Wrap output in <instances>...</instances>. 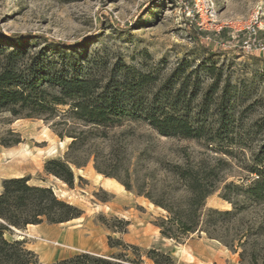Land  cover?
I'll list each match as a JSON object with an SVG mask.
<instances>
[{"label": "rangeland", "instance_id": "1", "mask_svg": "<svg viewBox=\"0 0 264 264\" xmlns=\"http://www.w3.org/2000/svg\"><path fill=\"white\" fill-rule=\"evenodd\" d=\"M256 5L263 12L257 39L264 44V0H0V41L26 34L66 44H80L87 39L79 49L81 54L96 55L109 65L122 61L143 71L154 70L159 76L169 74L182 60H190L193 65L201 60L214 63L220 70L215 97L225 91V102H229L236 118L230 135L233 144L161 136L143 121L127 120L103 128L68 118L56 128L63 133H85L81 148L72 153L82 166L70 164L74 183L69 187L46 174L43 164L52 158L63 159L71 138L58 137L51 121L13 118L1 112L0 138L11 141L15 138L13 132L19 134L21 142L10 147L0 145V175L28 174L29 184L49 186L57 197L81 208L83 214L73 228L97 249V254L87 253L111 264H143L149 259L146 251L150 248L169 253L176 264H188L192 259V264H240L238 253L203 232L192 233L181 242L167 238L169 241L159 239L163 245L151 244L152 231L158 229L153 221L165 217L166 212L143 195H136L134 189L155 196L163 191L168 197L177 196L180 191L175 188L179 185L167 172L168 163L186 165L206 160L213 164L222 160L218 171L221 181L205 199V207L225 210L232 205L220 197L222 186L233 182L245 187L250 183L253 176L246 166L264 142V55L254 49L252 53L244 52L241 41L247 35L226 24L245 20ZM193 31L197 41L189 35ZM200 44L216 53H204ZM29 45L34 52L45 42L29 39ZM197 79L203 87L212 81L202 72ZM58 109L63 112L67 106ZM49 149L54 152L49 153ZM116 176L128 180L133 191H127ZM233 198L241 204V195ZM241 216L257 224L264 218V206L253 205ZM18 235L14 231L5 236L10 239ZM48 242L56 254L62 255L55 261L86 252H77L58 239ZM66 250L72 254L65 256Z\"/></svg>", "mask_w": 264, "mask_h": 264}, {"label": "trees", "instance_id": "2", "mask_svg": "<svg viewBox=\"0 0 264 264\" xmlns=\"http://www.w3.org/2000/svg\"><path fill=\"white\" fill-rule=\"evenodd\" d=\"M190 37L197 41L193 31ZM40 38L45 46L31 52L29 39ZM80 44H66L42 35H19L0 41V113L13 118H42L51 121L55 134L71 138L63 159H49L43 171L73 186L74 174L70 164L82 166L72 153L81 148L83 131L63 133L56 127L67 119L84 125L109 128L123 121H143L159 135L203 139L209 144L226 141L235 143V112L225 102V91L216 96L220 70L214 63L201 60L193 65L182 60L164 76L154 70L143 71L122 61L108 64L96 55L81 54ZM201 51L215 54L200 44ZM212 81L203 87L199 73ZM67 106L61 112L58 107ZM65 116V117H62ZM62 120H56L60 119ZM259 127H262L260 125ZM11 141L0 138V145L10 147L21 142L19 134ZM105 135V132H102ZM202 160L197 164H167L180 191L168 197V192L155 196L133 188L128 180L116 176L127 191L143 195L154 206L165 210L153 224L164 238L181 242L188 235L203 232L218 240L232 253H238L240 264H264V218L257 224L244 219L249 207L264 206V142L251 154L247 171L253 176L243 187L225 183L220 197L231 203V209L205 207V199L217 190L219 164ZM98 170V168L96 167ZM99 171V170H98ZM105 176L109 174L104 173ZM30 177L4 178L0 191V264H38L37 254L26 247L25 239L7 238L14 229L28 224L63 223L82 216L78 206L57 197L51 187L29 184ZM241 195L242 201L233 197ZM127 224V222H125ZM154 264H176L171 255L156 248L146 251ZM51 264H111L108 260L87 252L63 258Z\"/></svg>", "mask_w": 264, "mask_h": 264}, {"label": "crops", "instance_id": "3", "mask_svg": "<svg viewBox=\"0 0 264 264\" xmlns=\"http://www.w3.org/2000/svg\"><path fill=\"white\" fill-rule=\"evenodd\" d=\"M23 175H28V174H1L0 175V189H1V180L4 178H9V177H19ZM101 181V180H100ZM102 182V181H101ZM80 217L71 219L69 221L63 222V223H55V224H49L46 222H41L39 224H28L25 229H23V232L20 230H14L21 235H18L16 238L17 239H25L26 241V247L32 251H34L37 256L38 260L41 264H48L52 261H55L56 259L62 257V255L56 254L55 250H53L52 245L48 242L49 240L53 239H58L61 242L67 243L66 246H68L71 249H75L77 252L80 251H86L90 253H95L97 254V249L93 246V244L88 241L86 236H83L79 230H76L73 228V224L78 221ZM66 224V226H58L61 224ZM153 239L150 243L153 245H163L161 240H167L169 239L164 238L160 235L159 230L154 229L153 231ZM157 240V242H156ZM164 251V250H163ZM169 251V250H165ZM210 253V252H208ZM72 253L66 250L64 253L65 256H69ZM212 254V253H211ZM209 254V256H211ZM215 256V253L212 254ZM178 260H181V256H178ZM188 262V264H192ZM143 264H153V262L149 259H146Z\"/></svg>", "mask_w": 264, "mask_h": 264}, {"label": "built area", "instance_id": "4", "mask_svg": "<svg viewBox=\"0 0 264 264\" xmlns=\"http://www.w3.org/2000/svg\"><path fill=\"white\" fill-rule=\"evenodd\" d=\"M196 6H198V4H196ZM262 17V7L256 5L245 20H237L226 24L232 27L235 32L247 35V38L241 41V47L244 52L252 53L254 49L264 55V44H259L257 39L258 31L262 27ZM219 29L221 28H218V32Z\"/></svg>", "mask_w": 264, "mask_h": 264}, {"label": "bare ground", "instance_id": "5", "mask_svg": "<svg viewBox=\"0 0 264 264\" xmlns=\"http://www.w3.org/2000/svg\"><path fill=\"white\" fill-rule=\"evenodd\" d=\"M53 150H54V149H49L48 152L51 153ZM22 152H23V150H22ZM53 152H54V151H53ZM98 178H100L99 175H98ZM104 181H105L107 184H110V181H109L108 179H105Z\"/></svg>", "mask_w": 264, "mask_h": 264}, {"label": "water", "instance_id": "6", "mask_svg": "<svg viewBox=\"0 0 264 264\" xmlns=\"http://www.w3.org/2000/svg\"><path fill=\"white\" fill-rule=\"evenodd\" d=\"M14 230H16V229H14Z\"/></svg>", "mask_w": 264, "mask_h": 264}]
</instances>
